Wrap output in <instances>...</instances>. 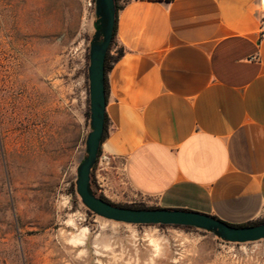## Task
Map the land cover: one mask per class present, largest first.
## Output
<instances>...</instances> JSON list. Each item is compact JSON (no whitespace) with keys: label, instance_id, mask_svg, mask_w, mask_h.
<instances>
[{"label":"crops","instance_id":"1","mask_svg":"<svg viewBox=\"0 0 264 264\" xmlns=\"http://www.w3.org/2000/svg\"><path fill=\"white\" fill-rule=\"evenodd\" d=\"M115 42L105 191L264 220V0H129Z\"/></svg>","mask_w":264,"mask_h":264},{"label":"rangeland","instance_id":"2","mask_svg":"<svg viewBox=\"0 0 264 264\" xmlns=\"http://www.w3.org/2000/svg\"><path fill=\"white\" fill-rule=\"evenodd\" d=\"M95 21V0H0V264H264V240L118 223L74 194L90 132ZM23 122L39 150L22 165L14 127ZM96 172L98 194L144 205L113 197Z\"/></svg>","mask_w":264,"mask_h":264},{"label":"water","instance_id":"3","mask_svg":"<svg viewBox=\"0 0 264 264\" xmlns=\"http://www.w3.org/2000/svg\"><path fill=\"white\" fill-rule=\"evenodd\" d=\"M95 33L89 49L90 132L86 138V156L77 168L76 192L82 204L96 216L130 225L189 227L212 233L228 243L264 240V223L234 227L213 216L187 210L161 208L133 209L117 206L98 197L91 185V171L101 146L106 115L105 58L113 39L116 8L114 0H95Z\"/></svg>","mask_w":264,"mask_h":264},{"label":"trees","instance_id":"4","mask_svg":"<svg viewBox=\"0 0 264 264\" xmlns=\"http://www.w3.org/2000/svg\"><path fill=\"white\" fill-rule=\"evenodd\" d=\"M114 1H115V8H116L114 34H113V39H112V41L110 43V46L108 48V51H107V54H106V58H105V92H106V99H107V94H108L107 73L110 70L112 64L115 63L116 61H118L124 55L123 48H118L117 47V43L115 42V37H116V32H117V23H118V13H119L120 10L123 9L124 5L127 4V2L129 0H114ZM108 135H109V118H108V116L106 114L105 115L104 132H103L102 142L108 137ZM102 142H101V144H102ZM100 155H101V146H100L99 151H98L97 161H96V163H95V165H94V167L92 168V171H91V185H92V189L94 190L95 194L98 197L104 199L107 202H110L103 195L98 194L97 191L93 187L94 171L96 169V165H97V162H98V159H99ZM73 192H74L75 195H77L76 185L73 186ZM110 203H112V202H110ZM112 204H114V203H112ZM115 205L122 206V207H127V208H133V209H152V207H146L145 205H121V204H115ZM88 212L90 214L94 215L89 210H88ZM262 223H264V220L249 222L247 224H242V225H233V224H228V223H226V224H228L230 226H234V227H247V226H253V225H258V224H262ZM184 228H189V227H184Z\"/></svg>","mask_w":264,"mask_h":264},{"label":"bare ground","instance_id":"5","mask_svg":"<svg viewBox=\"0 0 264 264\" xmlns=\"http://www.w3.org/2000/svg\"><path fill=\"white\" fill-rule=\"evenodd\" d=\"M27 127H28V123L26 122H23L22 125L20 124L17 127H14V131L19 129V131L15 132L14 137L20 140L19 149L21 147L22 152L19 153L20 159L19 158L18 159L19 161H21L22 165H23V162L27 163L29 161L35 160V156H37V152L39 150V143H38L39 141L37 140V137H36L37 135L31 130H27L26 132H23ZM42 154L43 153H41V155Z\"/></svg>","mask_w":264,"mask_h":264},{"label":"built area","instance_id":"6","mask_svg":"<svg viewBox=\"0 0 264 264\" xmlns=\"http://www.w3.org/2000/svg\"><path fill=\"white\" fill-rule=\"evenodd\" d=\"M109 161L110 160L108 156L101 154L96 165V171L105 170V167L108 166Z\"/></svg>","mask_w":264,"mask_h":264}]
</instances>
